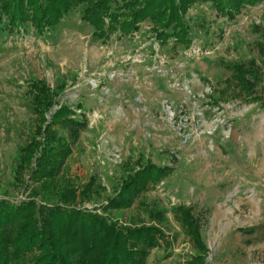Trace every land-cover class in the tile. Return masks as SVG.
Masks as SVG:
<instances>
[{"label": "rangeland", "instance_id": "1", "mask_svg": "<svg viewBox=\"0 0 264 264\" xmlns=\"http://www.w3.org/2000/svg\"><path fill=\"white\" fill-rule=\"evenodd\" d=\"M82 10L42 36L0 31V199L57 204L73 187L84 196L80 208L100 210L129 174L153 164L172 173L112 216L140 223L166 212L172 247L154 250L148 264H186L199 252L174 218L180 206L202 218L210 264H264V95L235 99L227 89L230 67L263 68L264 0L234 19L195 5L186 16L190 46L159 43L149 22L132 36L98 39ZM33 81L88 127L61 177L27 188L31 169L16 175L38 124L27 95Z\"/></svg>", "mask_w": 264, "mask_h": 264}, {"label": "trees", "instance_id": "2", "mask_svg": "<svg viewBox=\"0 0 264 264\" xmlns=\"http://www.w3.org/2000/svg\"><path fill=\"white\" fill-rule=\"evenodd\" d=\"M263 0H0V31L42 36L54 30L65 17L83 8L82 20L94 28V37L109 40L114 35L132 36L149 22L150 30L163 45L190 46L189 11L209 3L219 14L234 19L244 7ZM263 68L256 62L230 67L227 89L235 99L258 101L264 95V46L259 47ZM261 87V88H260ZM260 88V89H259ZM38 117L34 136L23 149L16 181L31 169V186L55 183L61 177L72 143L88 127L73 118L76 112L58 105V93L44 81H33L27 91ZM50 115V117H49ZM50 118V119H48ZM66 129L68 136L62 135ZM172 169L153 164L129 174L115 197L94 211L80 208L83 194L71 187L57 204H40L31 197L14 202L0 199V264H148L154 250L171 249L173 238L164 228L166 212H149V220L136 223L113 220L112 216L134 208L139 200L167 178ZM26 185V184H24ZM191 245L199 252L186 264H210L203 237V220L189 206L173 210Z\"/></svg>", "mask_w": 264, "mask_h": 264}]
</instances>
